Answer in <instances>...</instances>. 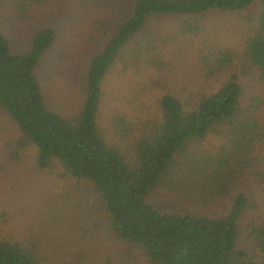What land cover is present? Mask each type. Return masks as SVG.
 Masks as SVG:
<instances>
[{"label":"rangeland","instance_id":"rangeland-1","mask_svg":"<svg viewBox=\"0 0 264 264\" xmlns=\"http://www.w3.org/2000/svg\"><path fill=\"white\" fill-rule=\"evenodd\" d=\"M29 16L11 14L18 1L0 0V31L12 52L26 49L35 29L49 26L55 46L39 64L43 100L50 111L68 119L85 97L89 62L106 45L110 27L123 20L124 0H23ZM258 0L237 13L210 11L187 18L150 22L141 38L154 49L136 65L120 59L106 76L97 123L108 141L131 160L139 136L160 119V99L171 94L189 105L215 92L231 78L242 88L241 108L261 107L264 85L258 69L243 57L244 42L256 25ZM142 59V58H141ZM260 110V109H259ZM255 142L216 126L207 139L176 157L173 168L150 197L169 213L224 214L244 194L249 211L247 234L255 217L264 219V124ZM35 147L21 141L15 124L0 109V236L31 248L41 264H141L140 255L108 230V218L91 185L68 178L60 169L40 171ZM241 249L264 262L263 247L242 234Z\"/></svg>","mask_w":264,"mask_h":264},{"label":"trees","instance_id":"trees-1","mask_svg":"<svg viewBox=\"0 0 264 264\" xmlns=\"http://www.w3.org/2000/svg\"><path fill=\"white\" fill-rule=\"evenodd\" d=\"M11 14L29 16L23 0H13ZM127 12L110 27L103 49L89 62L85 97L69 120L50 111L44 100L39 64L57 41L49 26L32 32L25 50L12 52L0 31V109L15 124L21 141L35 147L40 171L57 168L76 182L91 185L108 218V230L140 255L141 264H264L239 246L242 234L264 248V219L255 217L245 233L243 217L249 211L244 194L230 201L224 214L169 213L150 202L174 160L194 143L207 139L219 125L234 124L241 137L255 142L263 124L261 107L242 109V88L236 78L189 105L167 94L159 102L160 119L149 133L138 137L133 158L108 141L99 130L97 117L103 82L120 59L130 65L147 59L155 51L153 37L141 38L150 22L174 17L186 22L210 11L237 13L252 8L256 0H124ZM256 25L244 42L243 57L258 69L264 85V0H258ZM142 58V59H141ZM140 62V63H141ZM260 109V110H259ZM264 251V249H263ZM0 264H41L28 246L0 236Z\"/></svg>","mask_w":264,"mask_h":264}]
</instances>
